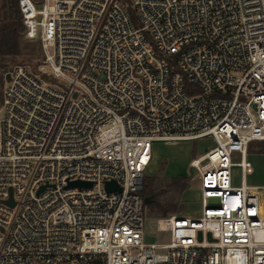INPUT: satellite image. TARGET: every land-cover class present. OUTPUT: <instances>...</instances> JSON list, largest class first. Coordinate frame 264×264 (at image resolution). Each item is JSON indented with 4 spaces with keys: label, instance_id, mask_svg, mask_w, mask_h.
Here are the masks:
<instances>
[{
    "label": "built area",
    "instance_id": "built-area-1",
    "mask_svg": "<svg viewBox=\"0 0 264 264\" xmlns=\"http://www.w3.org/2000/svg\"><path fill=\"white\" fill-rule=\"evenodd\" d=\"M19 8L42 59L4 74L0 264H264V184L246 181L264 140V0ZM205 137L215 146L190 162L201 213L158 218L169 241L146 243L154 143Z\"/></svg>",
    "mask_w": 264,
    "mask_h": 264
},
{
    "label": "rangeland",
    "instance_id": "rangeland-1",
    "mask_svg": "<svg viewBox=\"0 0 264 264\" xmlns=\"http://www.w3.org/2000/svg\"><path fill=\"white\" fill-rule=\"evenodd\" d=\"M4 0L2 2L0 16L2 14ZM20 53L16 55L0 56V78L5 81V71L10 66L26 63L37 68L42 59V49L39 41L30 40L25 37L24 32L20 36ZM4 82L0 81V118L4 117L5 109L3 106L2 89ZM215 146L211 137L193 140H172L166 142H155L153 153L154 158L147 169V176L153 177V181L146 185L145 197H150L151 202L145 206V242L146 243H165L169 241L167 232L156 230V220L165 217L162 208L151 205L153 201L160 205L180 207L176 214L185 216H197L201 213V191L199 183L195 179L196 169L191 166L193 158L204 154ZM249 159L254 165V173L248 174L247 183L256 184L264 182V143L254 141L249 147ZM233 162L241 161L239 151H233L231 155ZM234 184H240L242 172L240 167L234 166ZM173 177H185L189 180V185L183 192H179L170 187L169 183ZM219 198L213 197L209 201H218Z\"/></svg>",
    "mask_w": 264,
    "mask_h": 264
},
{
    "label": "trees",
    "instance_id": "trees-1",
    "mask_svg": "<svg viewBox=\"0 0 264 264\" xmlns=\"http://www.w3.org/2000/svg\"><path fill=\"white\" fill-rule=\"evenodd\" d=\"M22 32H24V25L22 21V13L19 8V0H4V6L0 16V56L16 55L20 53V36ZM0 81L4 82L2 78H0ZM189 88L190 85L187 84V91H189ZM262 142L264 143V140H262ZM154 177L155 176L146 177V184L143 191L144 197L146 195V185L153 181ZM169 185L174 190L183 192V190L188 187L189 180L185 177H173L171 178ZM151 205H154L158 208L163 207L162 210L164 215L175 213L178 211V209L180 210V207H177V205L172 206V204H168L164 208V206L160 205L159 203H155V201H153Z\"/></svg>",
    "mask_w": 264,
    "mask_h": 264
},
{
    "label": "water",
    "instance_id": "water-1",
    "mask_svg": "<svg viewBox=\"0 0 264 264\" xmlns=\"http://www.w3.org/2000/svg\"><path fill=\"white\" fill-rule=\"evenodd\" d=\"M9 76L7 75L6 76V79H8ZM92 185V182H88V181H82V180H75V181H71L69 183V186H80V187H85V186H91ZM106 189L108 191H114V190H117V191H120L121 188L119 187V185L116 183V181L114 180H111V181H107L106 182ZM6 202L13 206L14 205V199H13V196H12V189H10V198L6 200ZM144 202L145 204H149L151 202V198L150 197H144ZM209 238L212 239V234L209 232ZM199 238L201 239L202 238V231L200 230L199 231Z\"/></svg>",
    "mask_w": 264,
    "mask_h": 264
},
{
    "label": "bare ground",
    "instance_id": "bare-ground-1",
    "mask_svg": "<svg viewBox=\"0 0 264 264\" xmlns=\"http://www.w3.org/2000/svg\"><path fill=\"white\" fill-rule=\"evenodd\" d=\"M161 223H162V224H165V223H166V221H165V220H161Z\"/></svg>",
    "mask_w": 264,
    "mask_h": 264
},
{
    "label": "crops",
    "instance_id": "crops-1",
    "mask_svg": "<svg viewBox=\"0 0 264 264\" xmlns=\"http://www.w3.org/2000/svg\"><path fill=\"white\" fill-rule=\"evenodd\" d=\"M256 184H264V182H262V183H256Z\"/></svg>",
    "mask_w": 264,
    "mask_h": 264
}]
</instances>
